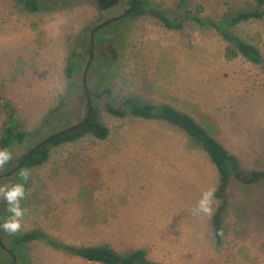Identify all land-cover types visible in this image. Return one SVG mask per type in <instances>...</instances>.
Returning <instances> with one entry per match:
<instances>
[{
    "label": "rangeland",
    "instance_id": "1",
    "mask_svg": "<svg viewBox=\"0 0 264 264\" xmlns=\"http://www.w3.org/2000/svg\"><path fill=\"white\" fill-rule=\"evenodd\" d=\"M130 1L103 10L98 0H40L42 10L31 13L18 0H0V136L9 118L4 101L28 134L0 170V187L14 183L17 176L7 174L37 143L85 120L91 32L126 12ZM151 1L173 17L187 11L213 22L256 8L252 0H190L181 11L178 0ZM229 31L258 46L264 57V18ZM228 46L208 25L188 20L182 30H170L150 15L97 31L86 80L109 136L54 147L47 163L27 171L21 231L124 256L145 249L148 260L159 264H264V181L244 185L231 178L217 245L213 218L223 203L215 197L220 175L203 146L178 126L130 114L119 119L105 108L121 107L129 97L172 105L204 126L248 175L264 170V64L242 56L229 60ZM70 56L77 60L72 81L66 78ZM107 73L111 84L104 88L110 93L103 94L99 82ZM209 190L210 215L197 211ZM0 236L12 251L9 237ZM12 252L15 264H99L39 242ZM12 261L0 247V264Z\"/></svg>",
    "mask_w": 264,
    "mask_h": 264
},
{
    "label": "trees",
    "instance_id": "2",
    "mask_svg": "<svg viewBox=\"0 0 264 264\" xmlns=\"http://www.w3.org/2000/svg\"><path fill=\"white\" fill-rule=\"evenodd\" d=\"M256 5L253 10H246L237 13L234 17L225 22H213L212 20L205 18L201 19L190 12H184L179 17H173L165 12L161 6L151 0H135V6L131 13L128 14L124 19H136L150 15L160 21L167 29L170 30H182L184 23L188 20L195 21L200 25H208L213 27L220 36L229 44L225 52V57L229 60L234 59L238 56H242L248 61L256 65L264 64V57L260 48L249 42H246L229 31V28L236 26L240 23L248 22L251 20H261L264 18V11H260L264 7V0H252ZM22 8L31 13H37L42 10V4L40 0H18ZM119 0L117 3H120ZM190 4V0H178V9L183 11ZM132 6V0L130 1V10ZM126 11V12H127ZM122 19V20H124ZM121 21V20H120ZM110 25V24H109ZM108 26V25H107ZM89 53L91 52L90 47ZM77 70V60L73 56L67 59L66 63V78L70 81L74 80ZM107 77H103L99 84L104 88V85H110L108 81L112 77L110 73H107ZM102 78V77H101ZM104 88L103 94L110 93V88ZM90 93V92H89ZM91 94V93H90ZM86 96V108L88 111L87 118L89 116V108L93 107L92 115L84 125L77 129L62 132L49 142H44L45 139L37 143L27 153H25L19 160L21 164L32 152L35 151L29 157L25 166L19 171L15 172L14 175L17 179L14 183L24 182L20 177L21 170L30 171L34 168L43 166L48 162L51 156L52 148L59 147L64 144L74 143L86 136H92L98 140H106L109 136V128L99 120L97 109L94 107V102L88 101L87 92ZM4 108L9 112L8 121L5 123L3 131L0 136V148H8L12 151L15 147H22L26 144L28 134L23 129L21 120L17 117L15 110L11 104L7 101L3 102ZM106 111L119 119H124L129 114L133 117L146 119V120H162L169 124L178 126L185 131L195 141L200 143L211 161L216 166L220 175V185L215 192V197L223 201L221 206L218 208L214 215L213 223L215 227L217 245L222 243V224L224 219V212L227 207L229 199V187L231 178H235L239 183L244 185H255L264 181V170H256L251 174H247L242 169L238 158L233 155L220 141L213 137L208 130L195 120L190 114L181 111L172 105H154V104H141L140 101L135 97H129L125 100L123 106L115 107L108 103L106 105ZM80 122L79 124L83 123ZM60 130L59 132H61ZM58 133V132H57ZM54 133L51 136H54ZM48 137V138H49ZM5 179L0 173V184ZM13 183V184H14ZM28 187V182H25V189ZM8 210L5 201L0 196V220L7 219ZM10 216V213H9ZM3 237H9L11 244L14 248L12 251H23L26 250L31 244L39 242L44 243L47 246L65 252L75 257L82 258L88 262H94L99 264H159L152 262L147 258V252L145 249L134 250L128 255H121L114 249L103 247V246H74L61 243L42 231H20L16 234H8L0 229V233Z\"/></svg>",
    "mask_w": 264,
    "mask_h": 264
},
{
    "label": "clouds",
    "instance_id": "3",
    "mask_svg": "<svg viewBox=\"0 0 264 264\" xmlns=\"http://www.w3.org/2000/svg\"><path fill=\"white\" fill-rule=\"evenodd\" d=\"M12 160V152L8 148H0V170H3ZM20 177L24 182L14 183L10 186L0 187V196L7 205L10 216L7 219L0 220V229L8 234L19 233L23 227V218L28 211L23 207L21 201L26 196L25 182L29 179V173L21 170ZM213 190L203 193L198 202L197 211L210 215L212 212L211 201Z\"/></svg>",
    "mask_w": 264,
    "mask_h": 264
},
{
    "label": "water",
    "instance_id": "4",
    "mask_svg": "<svg viewBox=\"0 0 264 264\" xmlns=\"http://www.w3.org/2000/svg\"><path fill=\"white\" fill-rule=\"evenodd\" d=\"M118 1H119V0H114V1H112L111 3H109V4H107V5H104L103 0H98L100 8L103 9V10L110 8L111 6H113L114 4H116ZM134 6H135V0H132V6H131V8H130L129 11L124 12L123 14H121V15H119V16L113 17V18L107 20L106 22H103V23L97 25V26L92 30V32H91V36H90V39H91V54H90V58H89L88 64H87L86 69H85V80H84V86H85V90H86V92H87V96H88V101H89V102H91V94L89 93V89H88V85H87L86 76H87V72H88V70H89V68H90V66H91V64H92V62H93V59H94V54H95V34H96L97 31H99V30L102 29L103 27H105V26H107V25H109V24H112V23H115V22H117V21H120V20L124 19L126 16H128L129 13H131V12L133 11ZM89 110H90V112H89V116H88V118H87V121L90 120V118H91L93 107L90 106ZM87 121H85V122H83V123H81V124H77V125H75V126H72V127L66 128V129L62 130L61 132H58V133L55 134L54 136H51V137L45 139L44 142H49V141H51L53 138H55L56 136L60 135L62 132H67V131H71V130L77 129V128H79L80 126L84 125ZM34 151H35V149H33L32 152L29 153L28 157H27V158H26L21 164H19L15 169H13V170H12L11 172H9L7 175H8V176H12V175L15 174V172H17V171H19L20 169H22V168L25 166V164L27 163L29 157L33 154ZM0 247H1L3 250L7 251V252L13 257V261H12L11 264H15L17 258H16V256H15L14 252H12L10 249H8L7 247H5V246L3 245V242H2L1 236H0Z\"/></svg>",
    "mask_w": 264,
    "mask_h": 264
},
{
    "label": "flooded vegetation",
    "instance_id": "5",
    "mask_svg": "<svg viewBox=\"0 0 264 264\" xmlns=\"http://www.w3.org/2000/svg\"><path fill=\"white\" fill-rule=\"evenodd\" d=\"M114 1V0H113ZM112 2V1H111ZM111 2H109V3H111ZM103 3H104V5H107V4H109V3H105V1L103 0ZM117 4V3H116ZM115 5V4H114ZM91 49V48H90ZM90 54H91V52H90Z\"/></svg>",
    "mask_w": 264,
    "mask_h": 264
},
{
    "label": "crops",
    "instance_id": "6",
    "mask_svg": "<svg viewBox=\"0 0 264 264\" xmlns=\"http://www.w3.org/2000/svg\"><path fill=\"white\" fill-rule=\"evenodd\" d=\"M233 154V153H232ZM234 155V154H233Z\"/></svg>",
    "mask_w": 264,
    "mask_h": 264
}]
</instances>
